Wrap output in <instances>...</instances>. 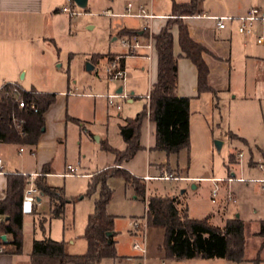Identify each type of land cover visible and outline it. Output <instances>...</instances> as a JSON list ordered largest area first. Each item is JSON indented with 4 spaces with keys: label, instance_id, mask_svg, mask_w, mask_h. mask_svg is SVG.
<instances>
[{
    "label": "crops",
    "instance_id": "obj_1",
    "mask_svg": "<svg viewBox=\"0 0 264 264\" xmlns=\"http://www.w3.org/2000/svg\"><path fill=\"white\" fill-rule=\"evenodd\" d=\"M177 1L187 2L190 0ZM253 1L204 0L201 12L183 17L191 38L207 49L203 56L209 66L208 85L211 88L209 91H199L198 68L182 51L179 42V26L175 24L172 28L174 53L178 57L176 94L180 97H189L191 99V134L194 122L198 121L197 116L206 111V105L219 107L222 97L232 92L235 89L236 81L239 83L240 80L243 81L244 85L242 92L247 93V96H244L247 97V102L259 101V105L256 106L252 114H254L255 118H259V116L264 118L262 106V102H264V40L261 44H257L254 36L245 37L239 34L236 30L237 24L235 22L230 23L225 29H219L216 20L211 17L244 14L250 7L254 6ZM259 1L264 2V0ZM143 2L147 4V7L153 13L158 15L157 18L151 21V34H157L167 24L168 20L173 17V0H169L163 7H158L155 0ZM51 11L52 6L49 0H0V88L6 83H15L26 90L36 89L44 94H55L54 103L45 113L44 132L34 148L0 143V159L5 164V172L0 174V200L6 197L8 176L13 174L22 176L24 174L44 175V184L51 188H62L56 187L51 183L52 179L61 178L64 180H78L83 182V188L89 187V180L93 175L116 167V156L103 149V144L112 149L124 151L127 148V143L121 135V128L127 124L128 120L136 118L149 105V101L146 99L147 103L143 109H134L139 110L135 117L124 119L122 110L117 111L109 107L107 96L113 92V87L112 81H109L108 77L106 84H104L106 88L101 86L97 88L93 85L89 87L90 89L83 91L78 90L77 87H72L69 82L65 85H56L57 87L55 88H48V86H44L45 84L36 82L38 80L36 42L40 38L37 34H31L28 38L24 37L29 32L37 33L38 30L40 31L43 25V18L46 17L48 21L52 19ZM141 20L142 24L140 27L123 26L113 38V41L120 43L119 33L123 29L137 30L138 35H146L142 30L144 20ZM14 32H23L25 35L19 39L10 38ZM257 32H261L259 26L257 27ZM47 38L52 39V30L49 33L47 32ZM126 53L127 50L125 48L121 51L111 52L107 62L115 55ZM94 55L96 58L102 57L100 56L101 54ZM29 61L34 63L32 69L28 67ZM158 63V54L155 47L151 49V52L142 49L139 55H129L123 59V64L127 69L125 88L132 94V97L127 100L129 104H133L136 100L142 99V97H146L151 93L153 85L158 80ZM28 75L31 82L26 85ZM117 90H119L118 86L115 91ZM210 92L214 93L215 97L213 99L207 95ZM235 97H237L236 94H234V101ZM100 99L105 100L106 104H103ZM110 109L115 112H111ZM243 124L249 130L253 127V123L250 121H246ZM229 137L232 140H240L246 145H249L251 141L255 142L253 135H244V133H230ZM140 145L142 149L132 160L123 163L120 168L129 172L135 178L141 179L145 183L147 191L151 183L159 180L145 181L144 177L146 176L156 177L163 173H171L177 175L182 181L189 180L190 177L183 175L182 170L170 162L171 157L174 155L167 156L164 151L156 149L157 126L149 116L143 120L141 125ZM76 146L78 150L74 157ZM256 148L255 152L251 149L249 150V156L245 160H243L244 154L242 151H238L239 153L236 155H231L227 166L231 175H228L225 180H221V184L218 183L219 192L216 202H214L218 204V209L205 217L210 218L213 225H215L214 220H221L224 221V225L218 227L224 228L229 220L236 218V215H238L242 222L251 224L255 229L254 232H256L257 225L264 222V215L260 219H243L241 211L238 212V208L242 206L239 202L241 199L245 203L247 202L242 208L246 209L248 206V209L255 215L260 211L264 213V188L261 185L260 188H248L247 185L244 186L246 188H234V184L247 183V181L250 182L252 179H264V152L258 147ZM21 149H24V151L21 152ZM240 153L242 154L241 157L238 155ZM93 160L96 165L91 171L87 167L92 164ZM259 165H262V169L259 168ZM68 166L77 168L75 176H65L70 173ZM190 179L212 183V190L215 188L213 186L214 183L211 181L215 178L201 177ZM237 179H243L244 181L240 182ZM258 192L259 197H262L260 206H257L256 201H254L258 198ZM229 193L233 195L236 200L235 203L228 200ZM64 195L68 198L65 189ZM39 198L40 202L36 204L35 214H33L35 204L24 205L25 235L30 234L33 230L35 234L31 244H29V249L24 243L21 255L0 253V264H29L35 240H43L45 238H51L55 241L61 240L53 236L50 228L53 220L46 225L44 232L39 228L40 234L37 233L38 228L36 225L32 229L26 226V219L30 218L32 214L40 220L41 217H47L51 213V204L48 197L42 194ZM84 198V195L81 196L79 201ZM229 204H232L235 209L231 215H229ZM71 206L73 205H69V207ZM185 208L189 214L188 206H185ZM54 220H61L64 224L62 240L66 242L67 253L71 255L85 254L88 248L86 240L84 239L86 244L83 246L80 244L77 249L80 239L78 240V237L71 235L74 222H66V217ZM66 225L70 227L65 229ZM130 233L135 237L133 232L130 231ZM83 236L80 235L79 238L83 239ZM247 238L249 239V236ZM9 240L10 237L7 236V241ZM115 240L119 259L112 260L113 264H120L121 262L128 264L129 258L137 257L138 254L134 250V253L131 254H121L118 250V236H116ZM250 248L253 251L251 245ZM149 258L152 261L162 259L163 252L161 247L160 256L151 254Z\"/></svg>",
    "mask_w": 264,
    "mask_h": 264
},
{
    "label": "trees",
    "instance_id": "obj_2",
    "mask_svg": "<svg viewBox=\"0 0 264 264\" xmlns=\"http://www.w3.org/2000/svg\"><path fill=\"white\" fill-rule=\"evenodd\" d=\"M204 0L179 2L173 0V17L157 34H154L155 48L158 54V80L153 85L151 100L147 108L136 118L128 120L121 128V135L127 143L124 151L112 149L103 144V149L116 156V167L96 173L90 178L87 194L91 196L100 190L95 204V211L89 216L83 236L88 248L83 255H71L66 251L65 241L51 238L35 240L29 264H100L104 260L119 259L115 240V217L108 213V206L113 198V190L108 186L111 178H121L132 187L138 197L146 203L149 227L165 231L163 249L167 260L185 261L193 259H226L234 263L251 261L261 262L264 251V222L257 225L252 234L253 256L246 255L250 247L248 231L251 224H245L239 218H233L224 228L215 226L210 218L192 219L188 210L181 209L178 197L151 195L147 200L145 183L120 168L123 163L132 160L142 149L140 129L148 116L157 126L156 149L167 156L178 155L190 145V104L189 97L176 94L178 85V57L174 53L172 28L179 26V42L184 55L190 58L198 68L199 91H209V66L204 59L207 49L195 42L183 17L201 12ZM146 33V32H144ZM123 36L137 35V30L123 29ZM55 94H44L36 89L26 90L15 83H6L0 88V143L14 144L20 147L34 148L45 129V113L54 103ZM26 107L21 108L20 103ZM35 107V109L32 108ZM23 121L22 123H20ZM42 176L37 185L51 204L49 216L41 217L39 228L46 230V225L54 219L65 218L66 209L79 198L69 199L63 188H51L44 184ZM28 186L27 179L20 174L8 176L6 197L0 200V216L4 218L0 226V246L4 253L21 255L24 247V204L23 196ZM36 213V204L33 214ZM70 226L66 225L65 229ZM251 229V228H250ZM3 236H9L4 241Z\"/></svg>",
    "mask_w": 264,
    "mask_h": 264
},
{
    "label": "rangeland",
    "instance_id": "obj_3",
    "mask_svg": "<svg viewBox=\"0 0 264 264\" xmlns=\"http://www.w3.org/2000/svg\"><path fill=\"white\" fill-rule=\"evenodd\" d=\"M143 1L147 2L150 0H89L87 8L82 9L76 5L74 0H49L52 6V19L48 21L44 17L41 30H38L37 33L29 32L24 37L28 38L31 34H37L40 38L36 42L38 64V80L36 82L45 84L44 86H48V88H55L57 87L56 85H65L69 82L72 87H77L80 91L90 89L89 87L93 85L97 88L98 86L106 88L104 84H106L108 77L107 60L110 56L109 54L124 49L119 42H114L113 38L123 26L137 28L142 24L140 18L124 15L125 8L129 2L137 6L140 3H144ZM168 1L155 0L158 7H163ZM253 4L255 7L264 10V2L254 0ZM64 5H70L76 14L71 16L69 13L63 12L62 7ZM107 9H111L115 15L108 16L104 14ZM51 30L52 39H48L47 32L49 33ZM23 35H25L23 32H14L10 38L19 39ZM119 37H124L122 32L119 33ZM94 54H101L100 56L102 57L96 58ZM89 62L94 65V69H87ZM28 67L29 69L34 67L33 61L31 63L29 61ZM29 75L26 79V85L31 82ZM242 82L241 80L239 83L236 81L235 89L222 97L219 107L206 105V111L197 116L198 121L194 122L189 147L170 159V162L175 167H179L182 170L183 175L190 178L210 177L225 180L228 175H231L227 167L231 155H236L239 153L238 151H242L244 154L243 160H245L249 156L250 149L255 152L256 147H258L264 152V118L261 116L255 118L254 114H252L256 106L259 105V101L247 102V97H244L247 96V93L242 92L244 88ZM120 84L121 82L119 81H112V91L115 92L116 87ZM234 94L237 96L235 101ZM207 95L212 97V99L215 97L213 92ZM100 100L103 104H106L105 100ZM120 103L123 107L121 111L122 117L125 119L127 117H135L139 110L134 109H143L147 100L146 97H142V99L136 100L133 104H129L127 101H120ZM262 106L264 110V102H262ZM110 111L115 112L111 109ZM104 112L106 113V111ZM117 119L119 118L117 117ZM246 121L253 123L252 129L245 128L243 123ZM230 133L253 135L255 142L251 141L249 145H246L240 140H232L229 137ZM219 142L224 144L222 146L218 145ZM77 150L78 147L76 146L74 157ZM95 165L96 162L93 160L92 164H89L87 168L93 171ZM190 178L187 181H154L147 191V198L151 195L178 197L181 200L180 208L185 209V206H188L191 218L204 219L208 214L216 212L218 209V204L213 202L212 183L198 182ZM51 183L56 187L64 188L69 199L79 198L86 195L88 191V187L83 188V182L78 180H64L61 178L52 179ZM245 185L248 188H260V184L249 181L247 183L234 184V188H246L244 187ZM108 186L113 190V198L108 206V213L115 217V231L118 233L119 240L118 250L123 255L134 253L132 249L133 243L136 239L140 240V238H136L130 233V231L132 232L130 222L146 216V203L121 178L109 179ZM99 195L100 190L91 196L85 197L82 201H77L73 206L67 207L66 222H74L71 235L78 237V240L80 239L77 249L80 244L82 246L86 244L84 239L79 237L84 235L86 231L89 216L95 211V204ZM257 195L258 198L254 201H256L257 206H260L262 197H259V192ZM239 202L242 206L238 208V212L241 211L243 219H260L264 215L262 211L255 215L248 209V206L246 209L242 208L247 202L245 203L241 199ZM234 210V206L229 204V215L234 213ZM214 223L220 227L224 225V221L221 220H214ZM35 225L38 228L37 233L40 234L39 220L32 214L30 218L26 219V226L32 229ZM63 226L64 224L61 220H53L50 226L53 236L60 238V241H63ZM250 228L247 236H249L251 245L254 243L252 234L255 229L252 226ZM146 236L148 256L150 257L151 254L160 256L161 247L163 258L167 259L163 249L165 231L161 228L148 227ZM34 237V230L28 235H25L24 232V243L28 249ZM252 253L253 251L248 246L246 255L251 258L250 255ZM171 263L256 264L251 261L234 263L226 259L201 258ZM100 264H113V261L104 260ZM120 264L125 263L121 262ZM258 264H264V252L261 254V262Z\"/></svg>",
    "mask_w": 264,
    "mask_h": 264
},
{
    "label": "built area",
    "instance_id": "obj_4",
    "mask_svg": "<svg viewBox=\"0 0 264 264\" xmlns=\"http://www.w3.org/2000/svg\"><path fill=\"white\" fill-rule=\"evenodd\" d=\"M62 11L69 13L71 16H74L76 12L71 9L70 5H64L62 7ZM104 14L108 16H113L115 13L111 9H107L104 11ZM124 15L138 17L144 20V24L142 30L146 32V35H132V36H124L120 38V43L122 47L127 50L126 54H118L113 57L108 62L107 65V75L109 81H119L121 84L118 88H122V91L119 92L118 90L108 94V104L110 108H113L117 111L122 110V104L120 101H127L132 97V94L126 90L125 85L127 81V69L123 64V59L129 55H139L142 49H146L151 52V49L155 47V40L153 35L151 34V21L158 17L155 13H153L145 3H140L137 6L129 2L125 8ZM216 20L217 27L219 29H225L230 23L235 22L236 30L239 34L249 37L254 36L255 42L257 44H261L264 40V11L259 7L252 6L250 7L244 14L234 16V15H219V16H211ZM261 28V32H257V27ZM150 58V55H149ZM146 99L149 101L151 100V93L146 96ZM21 108H25V102L20 103ZM35 109L34 106H32ZM21 121L20 123H22ZM24 149H21L23 152ZM239 157L242 154H238ZM259 168L262 169V165H259ZM68 170L70 173L66 174L65 176H75L77 172V168L73 166H68ZM5 172V164L3 160L0 159V174H4ZM27 181L28 186L25 189L24 196H23V204H37L38 198L42 195V192L38 188V181L44 175L39 174H24L23 175ZM181 178L175 176L171 173H163L160 176L144 177L145 181L150 180H159V181H170V180H180ZM240 182H243V179H237ZM214 183V190L212 192L213 202H216V197L218 196L219 192V185L221 180L212 179ZM230 181V179H229ZM252 183L260 184L262 188H264V179H252L250 180ZM148 200V198H147ZM228 200L232 203H235L236 200L234 199L231 193L228 194ZM4 218L0 216V226L3 224ZM130 227L132 228V232L134 233L136 238H140V240L136 239L133 243V250L137 252V257L129 258L128 264H172L167 259H159L157 261H152L148 256V246H147V229L149 227L148 219H147V211L146 216L141 219H135L130 222ZM0 253H4V247L0 246Z\"/></svg>",
    "mask_w": 264,
    "mask_h": 264
},
{
    "label": "water",
    "instance_id": "obj_5",
    "mask_svg": "<svg viewBox=\"0 0 264 264\" xmlns=\"http://www.w3.org/2000/svg\"><path fill=\"white\" fill-rule=\"evenodd\" d=\"M74 2H75L76 5L79 6L80 8H82V9H86L87 6H88L89 0H74ZM87 69H89V70L94 69V65H93L91 62H89V63L87 64ZM118 91L121 92V91H122V88L120 87ZM218 145H221V146H222V143L219 142ZM37 201L40 202V198H38ZM236 218H238V215H236ZM3 239H4V241H7V236H3Z\"/></svg>",
    "mask_w": 264,
    "mask_h": 264
}]
</instances>
